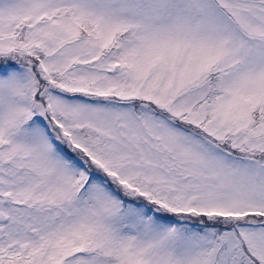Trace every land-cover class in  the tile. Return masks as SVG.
<instances>
[{"label": "snow or ice", "instance_id": "snow-or-ice-1", "mask_svg": "<svg viewBox=\"0 0 264 264\" xmlns=\"http://www.w3.org/2000/svg\"><path fill=\"white\" fill-rule=\"evenodd\" d=\"M0 264H264V0H0Z\"/></svg>", "mask_w": 264, "mask_h": 264}]
</instances>
